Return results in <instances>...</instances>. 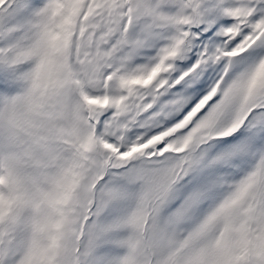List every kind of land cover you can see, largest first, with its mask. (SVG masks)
I'll use <instances>...</instances> for the list:
<instances>
[{"label":"snow or ice","instance_id":"6c2138e0","mask_svg":"<svg viewBox=\"0 0 264 264\" xmlns=\"http://www.w3.org/2000/svg\"><path fill=\"white\" fill-rule=\"evenodd\" d=\"M0 264H264V0H0Z\"/></svg>","mask_w":264,"mask_h":264}]
</instances>
